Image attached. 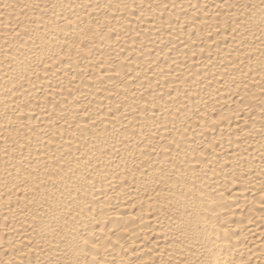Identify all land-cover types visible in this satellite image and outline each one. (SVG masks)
<instances>
[{"label":"bare ground","instance_id":"1","mask_svg":"<svg viewBox=\"0 0 264 264\" xmlns=\"http://www.w3.org/2000/svg\"><path fill=\"white\" fill-rule=\"evenodd\" d=\"M0 264H264V0H0Z\"/></svg>","mask_w":264,"mask_h":264}]
</instances>
